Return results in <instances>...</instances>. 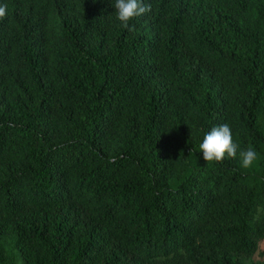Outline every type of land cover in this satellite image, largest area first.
<instances>
[{
  "label": "trees",
  "instance_id": "trees-1",
  "mask_svg": "<svg viewBox=\"0 0 264 264\" xmlns=\"http://www.w3.org/2000/svg\"><path fill=\"white\" fill-rule=\"evenodd\" d=\"M114 3L0 0V264H264V0Z\"/></svg>",
  "mask_w": 264,
  "mask_h": 264
},
{
  "label": "clouds",
  "instance_id": "clouds-1",
  "mask_svg": "<svg viewBox=\"0 0 264 264\" xmlns=\"http://www.w3.org/2000/svg\"><path fill=\"white\" fill-rule=\"evenodd\" d=\"M114 7L121 25L130 31H135V25L130 26L131 21L151 12V5L145 4L144 0H115ZM6 13L7 5L0 4V20L6 17ZM238 147L227 123L213 127L199 145L203 159L208 163H222L226 158H236ZM239 156L241 166L245 169L251 168L258 158L257 152L251 146L241 150Z\"/></svg>",
  "mask_w": 264,
  "mask_h": 264
}]
</instances>
